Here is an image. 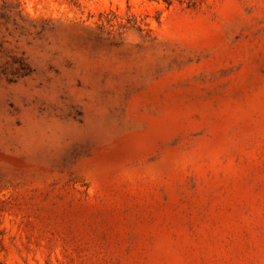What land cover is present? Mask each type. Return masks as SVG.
<instances>
[{
	"label": "rangeland",
	"instance_id": "obj_1",
	"mask_svg": "<svg viewBox=\"0 0 264 264\" xmlns=\"http://www.w3.org/2000/svg\"><path fill=\"white\" fill-rule=\"evenodd\" d=\"M0 264H264V0H0Z\"/></svg>",
	"mask_w": 264,
	"mask_h": 264
}]
</instances>
